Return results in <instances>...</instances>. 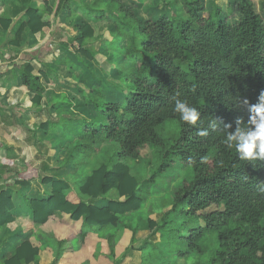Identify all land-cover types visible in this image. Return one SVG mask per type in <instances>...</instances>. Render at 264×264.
Segmentation results:
<instances>
[{"label": "trees", "instance_id": "1", "mask_svg": "<svg viewBox=\"0 0 264 264\" xmlns=\"http://www.w3.org/2000/svg\"><path fill=\"white\" fill-rule=\"evenodd\" d=\"M100 1L80 6L98 18L106 17L99 12ZM236 1L232 8L239 17L230 24L214 2L211 12L200 0H185L184 17L158 15L143 21L120 0H107L114 34L126 41L117 65L116 99L111 100L100 79L90 75L74 94L65 96V110L71 116L62 125L66 140L62 149L66 161L85 177L75 190L65 192L68 187L61 180L53 183V193L46 199L26 197L34 222L44 223L59 210L78 225L80 246L89 232L105 233L141 210L149 184L155 185L179 164L188 175L164 200L159 219H147L149 236L140 247L141 264H264V161L240 160L223 143L237 119L246 123L249 118L242 100L256 104L264 90V15L256 11L253 0ZM62 7L59 1L54 14ZM45 12H51L47 2L42 9L28 7V19L12 44H19L25 27L36 33L50 26ZM79 32L66 49L90 60L93 54L84 46L93 36L91 23L85 22ZM20 79L39 102L44 86L30 65L20 68ZM173 97L198 109L195 126L179 120ZM214 118L219 120L216 129L209 127ZM200 129H207L208 135H197ZM106 142L114 143L115 150ZM149 148L150 156L142 155ZM11 164L12 160L2 166ZM140 167L147 168L149 177L141 174ZM35 175L36 169L26 166L18 173L22 178L18 184L25 187ZM110 191L115 195L104 206L92 203ZM210 207L215 209L206 212ZM11 209L10 196L0 190V226L14 221ZM137 228L139 224L132 227L131 242ZM104 236L107 254L99 264L116 258L114 234ZM66 244L62 236L53 238L52 264L69 251ZM38 252L25 238L0 264H29Z\"/></svg>", "mask_w": 264, "mask_h": 264}, {"label": "crops", "instance_id": "2", "mask_svg": "<svg viewBox=\"0 0 264 264\" xmlns=\"http://www.w3.org/2000/svg\"><path fill=\"white\" fill-rule=\"evenodd\" d=\"M59 1H63V7L54 14ZM94 1L0 0V190L10 196V213L14 217L13 222L0 226V259L9 257L16 246L27 238L39 249L37 259L29 264H52L55 259L53 238L62 236L67 240L69 251L62 254L57 264H82L85 261L99 264L107 254L104 235L110 232L115 236L116 258H107V264H141L140 247L149 236L146 221L154 219L147 216L144 208L128 214L124 223H118L105 233L89 232L84 243L78 246V225L75 227L59 210H55L46 222L36 223L25 201L26 197L35 200L50 197L53 183L58 181L66 182L68 189L65 192L75 190L84 181V174L66 161V153L62 149L66 142L62 136V125L71 116L65 110V96L74 94L76 86H82L81 81L87 82L90 75L100 79L111 100L116 99L117 65L124 56L126 41L123 36L116 37L114 34V24L107 18V0L99 3V12L106 15L104 18H98L97 14L80 6L82 2L89 5ZM120 1L144 21L151 16L169 17L170 12L177 15L173 4H181L182 11L185 0H169L172 1L169 4H164L163 0ZM200 1L208 9L212 0ZM214 1L225 7H232L237 2ZM43 2H47L51 10L50 13L45 12L50 26L36 33L25 27L19 35V44L13 45L21 23L28 19L27 8L42 9ZM263 7L264 0L258 10ZM7 20H10L9 25ZM85 22L91 23L93 28L92 39L84 46L93 54L90 60L80 54H71L66 49L69 39L79 36V27ZM25 64L31 66L32 75L38 77L44 86L39 102L34 97L35 93L21 82L20 68ZM42 123H47V127L38 128ZM11 160L13 164L2 166V163ZM26 166L35 168L36 175L29 178L23 187L18 184L22 179L18 173ZM110 195L114 197L115 194L110 191L106 197L91 199L92 203L102 207ZM138 224L131 242L132 227ZM64 259L65 263H62Z\"/></svg>", "mask_w": 264, "mask_h": 264}, {"label": "clouds", "instance_id": "3", "mask_svg": "<svg viewBox=\"0 0 264 264\" xmlns=\"http://www.w3.org/2000/svg\"><path fill=\"white\" fill-rule=\"evenodd\" d=\"M173 100V111L179 114V120L195 126L200 118L198 109L190 106L186 100L177 97H173ZM242 103L248 106L249 118L246 123L237 119L235 129L226 133L223 143L229 150L234 149L240 160L264 161V90L260 91L256 104L249 105L246 98L242 100ZM218 122V118L212 119L209 127L216 129ZM224 127L229 129L231 125L225 124ZM197 135L207 136L208 130L200 129Z\"/></svg>", "mask_w": 264, "mask_h": 264}, {"label": "rangeland", "instance_id": "4", "mask_svg": "<svg viewBox=\"0 0 264 264\" xmlns=\"http://www.w3.org/2000/svg\"><path fill=\"white\" fill-rule=\"evenodd\" d=\"M213 2L218 5L215 1L210 2L209 8H205L208 11L213 12L211 9ZM255 8L257 11H260L262 15H264V7L261 10H258L261 8L262 0H254ZM175 9L174 11H177V15H173V13L170 12V16H181L184 17L185 14L181 11V4L178 3L173 4ZM222 12L220 14L221 18H225L230 24H233L237 21L239 15L238 13L233 10L232 7H225V5H218ZM180 8V9H179ZM55 47V46H54ZM106 146L111 145V149L115 150L116 145L114 143H107ZM104 145V146H105ZM109 147V146H108ZM151 154V149L145 150L142 152V155H149ZM143 166V163H142ZM141 174L144 175V177H149V174L147 172V168L140 167ZM188 175V170L183 167L176 165L174 166L169 172L165 174L163 178H158L155 185L149 184L148 194H147V201L145 202L144 208L147 212V216H150L156 220L159 219L160 214L165 210L164 200H166L173 191L181 184V181ZM24 196V195H23ZM214 207H210L206 209V212L214 210ZM143 216V214L141 215ZM195 258L192 257L191 261H194Z\"/></svg>", "mask_w": 264, "mask_h": 264}]
</instances>
